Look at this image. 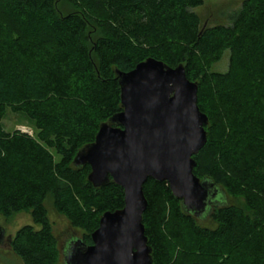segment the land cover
I'll use <instances>...</instances> for the list:
<instances>
[{
  "label": "trees",
  "instance_id": "trees-1",
  "mask_svg": "<svg viewBox=\"0 0 264 264\" xmlns=\"http://www.w3.org/2000/svg\"><path fill=\"white\" fill-rule=\"evenodd\" d=\"M203 2L0 0V215L27 212L40 226L10 241L23 264H64L48 199L87 246L101 217L124 208L123 187L111 179L96 188L90 165L74 159L123 110L117 71L149 58L184 66L198 83L209 122L194 174L221 191L197 218L167 182L148 179L142 220L152 264H202L201 253L220 256L217 264H264V0H244L228 25L206 27L193 11ZM226 51L228 72H211ZM8 111L36 134L6 131ZM226 194L242 206L227 204ZM208 217L210 226L201 225Z\"/></svg>",
  "mask_w": 264,
  "mask_h": 264
},
{
  "label": "water",
  "instance_id": "water-1",
  "mask_svg": "<svg viewBox=\"0 0 264 264\" xmlns=\"http://www.w3.org/2000/svg\"><path fill=\"white\" fill-rule=\"evenodd\" d=\"M117 75L123 110L101 125L74 165H90L88 180L96 188L111 179L123 187L125 206L101 217L91 246L71 240L63 252L64 264H152L142 220L149 178L167 182L184 209L197 218L221 199L212 181L194 174V156L207 143L209 120L198 106L199 85L188 79L185 67L149 58ZM5 237L0 226V246Z\"/></svg>",
  "mask_w": 264,
  "mask_h": 264
},
{
  "label": "rangeland",
  "instance_id": "rangeland-1",
  "mask_svg": "<svg viewBox=\"0 0 264 264\" xmlns=\"http://www.w3.org/2000/svg\"><path fill=\"white\" fill-rule=\"evenodd\" d=\"M243 1L244 0H204L203 5L195 8L193 11L199 15L203 27L214 25H228V14H230V12L232 11L240 9ZM58 8H64V10H72L60 1L58 2ZM229 62L230 52L226 51L223 54L221 61L215 63L210 71L213 73L225 74L229 70ZM3 124L4 129L8 132L21 131L31 135L36 134L34 124L22 114H16L8 111L4 118ZM56 159H59L57 155ZM225 201L227 204L242 206L241 199L236 198L231 194L225 195ZM46 203L53 232L58 240V246L61 252L62 261L63 252L66 246L71 240L79 239L82 233L79 230L72 228L68 220L53 209L50 199H48ZM210 224V217H208L204 221H201V225L210 226ZM26 225H32L37 229L40 228L39 225H36L33 222L30 213L27 212L17 213L11 219H6L0 215V226L6 232L4 242L0 246V264H23L21 260L11 252L8 242L13 239L14 235L20 228ZM195 253L196 252H193V250H190L186 254L188 255V257L192 258ZM200 257L202 264H217L216 262H221L220 256L216 257L212 255H204L201 253Z\"/></svg>",
  "mask_w": 264,
  "mask_h": 264
}]
</instances>
